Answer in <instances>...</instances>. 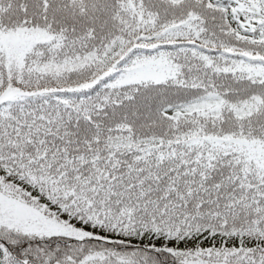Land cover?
<instances>
[{
	"label": "snow or ice",
	"instance_id": "6c2138e0",
	"mask_svg": "<svg viewBox=\"0 0 264 264\" xmlns=\"http://www.w3.org/2000/svg\"><path fill=\"white\" fill-rule=\"evenodd\" d=\"M0 264H264V0H0Z\"/></svg>",
	"mask_w": 264,
	"mask_h": 264
}]
</instances>
